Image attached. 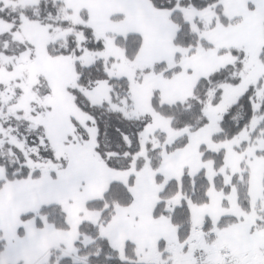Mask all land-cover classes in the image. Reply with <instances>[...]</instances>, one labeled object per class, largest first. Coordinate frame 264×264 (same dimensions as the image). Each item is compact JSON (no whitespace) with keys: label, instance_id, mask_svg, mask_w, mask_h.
Returning a JSON list of instances; mask_svg holds the SVG:
<instances>
[{"label":"snow or ice","instance_id":"obj_1","mask_svg":"<svg viewBox=\"0 0 264 264\" xmlns=\"http://www.w3.org/2000/svg\"><path fill=\"white\" fill-rule=\"evenodd\" d=\"M0 264H264V0H0Z\"/></svg>","mask_w":264,"mask_h":264}]
</instances>
